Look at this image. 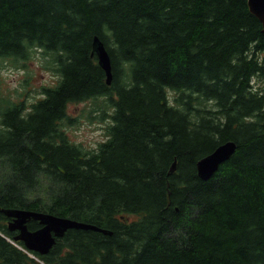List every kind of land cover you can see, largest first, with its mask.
<instances>
[{"label": "trees", "instance_id": "16d2710c", "mask_svg": "<svg viewBox=\"0 0 264 264\" xmlns=\"http://www.w3.org/2000/svg\"><path fill=\"white\" fill-rule=\"evenodd\" d=\"M37 48L58 80L28 106L0 97V233L13 240L1 211L17 209L108 234L68 230L43 256L0 236V264H264V25L248 0H0V57ZM98 98L108 138L86 152L63 123Z\"/></svg>", "mask_w": 264, "mask_h": 264}, {"label": "rangeland", "instance_id": "374dc122", "mask_svg": "<svg viewBox=\"0 0 264 264\" xmlns=\"http://www.w3.org/2000/svg\"><path fill=\"white\" fill-rule=\"evenodd\" d=\"M51 56L40 49H34L26 62H14L0 58V95L16 104L24 102L27 106L40 98L42 87H52L58 77L49 69ZM254 88L264 92V81L254 79ZM172 105L177 93L167 90ZM105 99L89 100L78 104H69L64 124L69 140L86 152L98 150L99 145L108 138L106 128L111 124L107 115L111 108L105 107ZM0 236L8 239L0 233Z\"/></svg>", "mask_w": 264, "mask_h": 264}, {"label": "water", "instance_id": "95a60500", "mask_svg": "<svg viewBox=\"0 0 264 264\" xmlns=\"http://www.w3.org/2000/svg\"><path fill=\"white\" fill-rule=\"evenodd\" d=\"M251 11L260 19L264 25V0H248ZM93 52L96 54L98 65L106 75L107 84L112 81V67L108 51L98 38H94ZM236 149L234 142L227 141L219 145L212 153L201 158L196 164L198 177L202 181L210 180L218 167L229 160ZM6 217L12 219L8 223L10 231H18L14 241L23 242L25 248L40 255L47 254L55 245L56 239L62 238L68 230H92L108 234L96 227L76 222L70 218L58 217L48 213L31 212L25 210H2ZM34 220L39 222L41 227L29 231L27 222ZM110 234V233H109Z\"/></svg>", "mask_w": 264, "mask_h": 264}, {"label": "bare ground", "instance_id": "6f19581e", "mask_svg": "<svg viewBox=\"0 0 264 264\" xmlns=\"http://www.w3.org/2000/svg\"><path fill=\"white\" fill-rule=\"evenodd\" d=\"M92 231V230H91ZM96 232V231H95ZM100 233H102V232H100ZM104 234V233H103Z\"/></svg>", "mask_w": 264, "mask_h": 264}]
</instances>
